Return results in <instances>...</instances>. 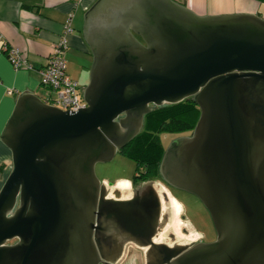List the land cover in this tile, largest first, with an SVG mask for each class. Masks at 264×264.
I'll use <instances>...</instances> for the list:
<instances>
[{"label": "water", "instance_id": "obj_1", "mask_svg": "<svg viewBox=\"0 0 264 264\" xmlns=\"http://www.w3.org/2000/svg\"><path fill=\"white\" fill-rule=\"evenodd\" d=\"M83 37L88 106L65 111L24 93L1 137L14 168L0 191V264H117L129 242L148 249L147 264H264V18L97 0ZM188 98L200 118L159 172L200 199L217 238L170 246L156 242L167 217L155 183L115 196L96 165L141 133L153 106Z\"/></svg>", "mask_w": 264, "mask_h": 264}, {"label": "crops", "instance_id": "obj_2", "mask_svg": "<svg viewBox=\"0 0 264 264\" xmlns=\"http://www.w3.org/2000/svg\"><path fill=\"white\" fill-rule=\"evenodd\" d=\"M97 0H0V191L14 168L11 149L1 137L13 115L20 95L31 92L47 100L50 92L42 84L41 71L63 34L70 14L74 33L66 53L71 68L68 74L83 87L90 80L89 65L78 64L92 54L83 37L85 12ZM199 15L233 13L258 14L264 18V0H175ZM26 54L31 69L16 70L9 59V50ZM79 60V61H78ZM14 89V94H8ZM115 186L119 191L131 187L128 179ZM168 195L169 192H168ZM121 196H124L121 193Z\"/></svg>", "mask_w": 264, "mask_h": 264}, {"label": "rangeland", "instance_id": "obj_3", "mask_svg": "<svg viewBox=\"0 0 264 264\" xmlns=\"http://www.w3.org/2000/svg\"><path fill=\"white\" fill-rule=\"evenodd\" d=\"M80 62H82V65L90 64L91 68L92 58H82V60L78 62L79 65H81ZM70 68L71 63L69 61L68 69ZM88 76L90 77V70ZM80 86L84 88L83 85ZM52 97L54 99L56 98L55 92ZM169 105L170 104H165L161 107H168ZM150 120L152 123L155 121L153 118ZM192 132L193 130L185 133H163L162 141L165 149L168 148L175 138L183 135H190ZM96 172L101 181L108 185H116L120 180L124 179L133 181L137 173V162L128 152L122 150L117 153L111 162L98 163L96 165ZM139 174L138 172V175ZM123 194L128 195L125 192ZM169 194L171 202L165 207L163 212V216H166L167 220L162 227L160 237L170 240L169 234L172 232L177 240L181 238L188 242L197 240L204 243L215 241L217 238L215 225L209 211L200 199L193 194L176 188H172ZM160 237L159 239L162 240ZM131 254H133V252H130V255Z\"/></svg>", "mask_w": 264, "mask_h": 264}, {"label": "trees", "instance_id": "obj_4", "mask_svg": "<svg viewBox=\"0 0 264 264\" xmlns=\"http://www.w3.org/2000/svg\"><path fill=\"white\" fill-rule=\"evenodd\" d=\"M200 115L201 110L192 98L168 107H155L146 115L144 129L122 149L136 160L137 173L143 181L160 176L159 168L166 150L162 134L192 131ZM151 118L155 119L154 123Z\"/></svg>", "mask_w": 264, "mask_h": 264}, {"label": "built area", "instance_id": "obj_5", "mask_svg": "<svg viewBox=\"0 0 264 264\" xmlns=\"http://www.w3.org/2000/svg\"><path fill=\"white\" fill-rule=\"evenodd\" d=\"M72 18L73 15L70 14L63 34L47 58V62L41 71L42 84L50 92V96L46 101L65 111L70 109L78 111V109L88 106L83 97L84 88H81L79 83L68 74L66 53L69 49V38L74 33ZM8 53L9 59L16 70L32 68L24 52L12 49ZM0 83H2L1 79ZM54 92L56 93L55 99L52 97ZM14 93V89H8V94Z\"/></svg>", "mask_w": 264, "mask_h": 264}, {"label": "flooded vegetation", "instance_id": "obj_6", "mask_svg": "<svg viewBox=\"0 0 264 264\" xmlns=\"http://www.w3.org/2000/svg\"><path fill=\"white\" fill-rule=\"evenodd\" d=\"M154 108L156 106H153ZM139 176H141V174L138 175V173H136L133 181H131V187L127 190H123V191H118L120 193H127L128 195H124V196H121V197H132V193L135 189L141 187L143 184L147 183V182H154L156 187L159 189L160 191V194L162 196V202H163V210H165V207L167 205L170 204V196L168 195V198L167 196L165 195V192H170L172 190L173 187L169 186L166 182H164V180L161 178V176H158L156 178H153V179H147L145 181H143ZM165 189H164V187ZM167 189V190H166ZM116 190H117V186H113L112 187V193L113 195L116 196ZM167 192V194H168ZM164 220V219H162ZM160 237V235H159ZM158 237L157 241L158 242H163V243H166L170 246H175L177 244H191L193 242H200V241H197V240H194L192 242H188V241H185L181 238H179V240L176 239L175 235L171 232L169 234V239H166V238H161L162 240H160ZM125 253L123 255V257H121V259L118 261L117 264H147V253H148V249L146 248H140L138 247L137 245H135L133 242H129L126 247H125ZM128 252H129V255H128ZM130 252L133 254L130 255ZM160 260H162V258H157L155 260H153V264L155 263H158Z\"/></svg>", "mask_w": 264, "mask_h": 264}, {"label": "bare ground", "instance_id": "obj_7", "mask_svg": "<svg viewBox=\"0 0 264 264\" xmlns=\"http://www.w3.org/2000/svg\"><path fill=\"white\" fill-rule=\"evenodd\" d=\"M159 235H160V234H159ZM159 235H158V237H159ZM158 237L156 238V242H158V241H157Z\"/></svg>", "mask_w": 264, "mask_h": 264}]
</instances>
